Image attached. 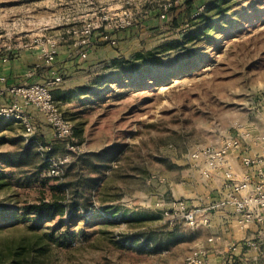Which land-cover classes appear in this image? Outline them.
Listing matches in <instances>:
<instances>
[{"label": "rangeland", "instance_id": "374dc122", "mask_svg": "<svg viewBox=\"0 0 264 264\" xmlns=\"http://www.w3.org/2000/svg\"><path fill=\"white\" fill-rule=\"evenodd\" d=\"M209 1L0 0L2 62L22 52L42 54L51 42L58 49L71 45L79 55L88 26L97 31L105 24L113 32L134 22L116 34L119 43L128 41L127 55L119 43L101 45L97 31L92 47H103L100 60L86 61L53 91L66 118L82 130L75 134L77 150L49 137L42 121L0 119V264H186L205 232L162 214L157 203L173 195L165 189L177 193L191 178L188 154L197 146L246 132L264 135V0H225L229 10L214 17L216 26L195 49L160 52L193 26V15ZM169 4L166 18H159ZM127 31L138 36L123 40ZM142 52L159 54L161 62H137L123 80L109 74L114 59ZM49 163L57 165L56 175ZM56 194L66 206H82L89 196L90 208L40 221L24 213ZM115 203L140 221L111 218L103 205ZM242 248L230 243L223 264H264V243L246 240ZM244 248L252 253L243 255Z\"/></svg>", "mask_w": 264, "mask_h": 264}, {"label": "built area", "instance_id": "2783aa9c", "mask_svg": "<svg viewBox=\"0 0 264 264\" xmlns=\"http://www.w3.org/2000/svg\"><path fill=\"white\" fill-rule=\"evenodd\" d=\"M171 6L169 4L161 9V19L166 18ZM200 13H195L193 17L198 16ZM133 25L134 22L127 20L115 25L113 32L105 29V24L101 30L97 31H101L98 34H100L102 42L116 46L119 43L116 34L128 30ZM97 31L95 27L91 26L85 29V39L79 44L81 47L79 48V55L82 58L87 57L89 49L94 44L93 42L98 38L96 36L98 35ZM57 51V44L51 42L47 44L45 50H42L41 56L52 64ZM4 80L5 78L0 76V82ZM60 81L59 77L51 75L43 81L5 85L0 92L6 97H10L11 101L0 104V119L19 121L29 125L32 117L29 111L38 112L42 114L45 122L52 128L55 137L67 143L69 151L77 150L79 145L74 140L75 125L69 118H66L53 92ZM246 134H242V138H230L214 145H199L188 154V158L193 163L192 166L198 167L201 161L210 166L199 168L202 176L207 179L212 176V170L217 171L223 166L229 154L242 157V163L246 170L245 175L241 179H237L233 171L228 169L225 171L224 177L231 192L233 191L234 194L246 193L240 197L233 196L230 201L235 207L237 223L243 227L264 221V155L252 156L240 152L241 140ZM260 138L264 140V135ZM48 169L51 175L58 173L55 163H50ZM157 205H159L157 208L162 211L163 215L168 216L172 219L171 221L179 222L180 220L190 228L211 224L208 209L193 205L186 199L178 198L167 202L161 201ZM207 253V249L203 247L193 249L186 257V264H206Z\"/></svg>", "mask_w": 264, "mask_h": 264}, {"label": "crops", "instance_id": "0c3cea01", "mask_svg": "<svg viewBox=\"0 0 264 264\" xmlns=\"http://www.w3.org/2000/svg\"><path fill=\"white\" fill-rule=\"evenodd\" d=\"M154 13L151 11L149 15H154ZM154 22L155 20L151 18V20H148L147 24L149 27H152ZM127 32L126 35L123 34L121 36L123 40H132L134 37L138 36L130 33L131 31ZM126 42L128 41H121L118 44V47L121 48V53H123L122 55H127V53H129L123 48ZM101 45L106 46L105 43ZM102 48L103 47L97 46L94 48L91 47L87 57L82 58L78 53L74 52V48L71 45H64L59 47L56 58L52 64L37 52H22L10 61H0V76L5 78L4 81L0 82V90L5 85L43 81L51 75L61 79L57 88L64 87L63 84H67L66 81L71 75L85 67L86 61L96 59L95 62H97L100 60L98 58L101 56L100 53L102 52ZM9 101H11V98L6 97V95L0 92V104ZM29 112L32 116L30 118V123L32 121L36 122V120L42 121L43 123H41V125L44 131L49 133V137L55 139L52 128L45 122L42 114L33 110ZM246 133L241 140L240 152L242 151L244 155H264V140L259 136H255L252 132ZM199 166H192L189 169L191 178L183 181L182 185L178 186L179 192L176 193L173 188L168 189V187L165 191H169L170 189L173 191V195L170 197L171 199L183 198L193 205L208 209L211 224L208 226L191 228L194 230L200 229L205 232V235L196 239L197 241L194 247H203L207 249V264H223L224 262L222 261L227 253V246L230 243H239V250L243 249V243L246 242V240L256 239L258 242L264 243V221L245 227L237 223L235 207L230 201L233 196L240 197L246 193L234 194L233 191L231 192L226 185L227 181L225 180L224 173L226 170L231 169L236 178L241 179L246 171L242 163V157L236 154H229L223 166L217 169V171L212 170L213 174L208 179L202 176L199 168H208L209 165L201 161ZM248 254L245 249L243 255L248 256Z\"/></svg>", "mask_w": 264, "mask_h": 264}, {"label": "trees", "instance_id": "16d2710c", "mask_svg": "<svg viewBox=\"0 0 264 264\" xmlns=\"http://www.w3.org/2000/svg\"><path fill=\"white\" fill-rule=\"evenodd\" d=\"M225 0H210L207 4L203 3V12H201L198 17L195 20L193 26H190V28H186L184 31L180 33V38H177L176 40L166 43L165 45L161 46L160 52L163 53L162 55H167L168 51L170 49H184L186 47H189V49H195L202 41L203 39L208 35V30L214 28L216 26L214 21V17L217 14L224 13L227 10H229L230 6H224ZM197 10V9H196ZM195 10L192 11L191 17L193 15ZM155 12V13H154ZM154 15H156V11L153 10ZM159 18H160V12H159ZM198 20V21H197ZM178 21V20H177ZM174 24H177L175 21ZM161 57L159 54H155L153 52L150 53H139L135 55L133 58H116L112 61V65L115 68L112 70L109 74L119 80H123L126 73H128L130 70H132L133 65L135 63L140 62L144 67L148 63H158L161 62ZM143 67V66H142ZM115 73V75H114ZM100 77V76H99ZM97 77V78H99ZM55 96V95H54ZM56 99V98H55ZM82 130H79L75 127L74 130V139L75 134H81ZM77 142V141H76ZM50 163L48 164L49 168ZM106 169L105 167L103 168ZM103 177V174L98 176V178L94 179L90 185V187H96V185L101 181ZM58 189V188H57ZM93 189V188H92ZM60 190V189H59ZM89 192H91V188L88 189ZM65 196L62 194H56L54 195L53 199L50 201H44L40 203H36L33 205H29V207L26 208L24 213H34L35 219L40 221L44 219H56L57 217L63 218L65 215H68V218L74 217L78 212L81 211V208H85L86 210L90 208L89 204V196L85 199V203L81 206L77 204L76 202L66 206L64 203ZM103 210L105 213H108L111 218H122L125 221H128L130 223H134L135 221H140V216L135 214V211L129 208L124 207L121 204H104ZM162 212V211H161ZM163 214V213H162ZM100 217L103 218L102 213H99ZM171 225V224H170ZM177 225L173 226V228H176Z\"/></svg>", "mask_w": 264, "mask_h": 264}]
</instances>
